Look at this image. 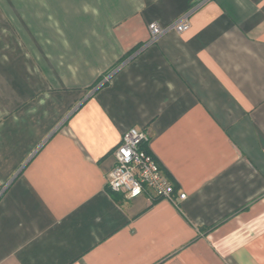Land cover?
<instances>
[{
	"label": "crops",
	"instance_id": "1",
	"mask_svg": "<svg viewBox=\"0 0 264 264\" xmlns=\"http://www.w3.org/2000/svg\"><path fill=\"white\" fill-rule=\"evenodd\" d=\"M130 127L179 205L109 187ZM0 264H264V0H0Z\"/></svg>",
	"mask_w": 264,
	"mask_h": 264
},
{
	"label": "built area",
	"instance_id": "2",
	"mask_svg": "<svg viewBox=\"0 0 264 264\" xmlns=\"http://www.w3.org/2000/svg\"><path fill=\"white\" fill-rule=\"evenodd\" d=\"M189 24V15L184 14L172 25L163 26L155 21L150 23L149 29L155 39L170 29L182 32ZM149 146L150 136L142 129L130 127L122 133L114 151L116 162L109 173V187L123 192L128 198L150 191L151 197L166 199L179 205L187 197V193L177 189L176 183L163 170Z\"/></svg>",
	"mask_w": 264,
	"mask_h": 264
}]
</instances>
